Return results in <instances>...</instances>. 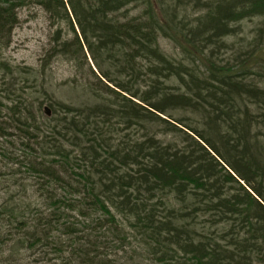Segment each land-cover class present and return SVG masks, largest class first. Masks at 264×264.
Returning a JSON list of instances; mask_svg holds the SVG:
<instances>
[{"label":"rangeland","instance_id":"obj_1","mask_svg":"<svg viewBox=\"0 0 264 264\" xmlns=\"http://www.w3.org/2000/svg\"><path fill=\"white\" fill-rule=\"evenodd\" d=\"M153 4L155 11H150L151 7L146 10L147 5L137 4L113 17L125 22L128 19L145 20L156 14L160 17L164 15L166 21H170L173 3L170 0H154ZM188 4L185 10L176 8L174 19L163 27L164 30L177 33L172 29L173 26L185 34L186 29L192 27L190 24L202 13L196 12L192 9L193 5ZM232 28L236 34L223 38L219 49L211 47L203 50L206 60L201 64L189 61L172 38L158 34L157 46L174 68L181 67L191 74V78L183 75L186 83L195 79L210 80L211 74L217 75V72L212 73L208 68V65L213 64L217 71H229L225 74H233V79L244 86L264 91V16L246 19L232 25ZM9 31L0 42V264H76L71 261L73 250L90 241L94 247L90 256H96L95 260L91 257L95 264L100 259H107L111 261L110 264H113V260L115 264H157L153 259L146 260L147 251L130 227L132 220L110 205L108 209L115 218L119 234L108 236L110 224L106 222V216L94 203H90L87 184L85 187L81 185L84 177L92 176L91 170L97 163L92 161L91 165L87 155H80L81 151L92 144L97 149V159L108 161V156L116 159L119 155L121 160H126L121 157L132 153L131 147L146 142L147 137H153L162 147L184 149L188 142L199 140L196 132L220 140L228 132L227 126H208L203 123L207 122L203 115L183 110L172 111L166 117L157 113L162 121L143 126L134 124L129 128L115 116L107 120L104 114L99 113V117L92 114L85 119L83 113H64L61 109L65 106L84 111L98 105L113 108L119 106L121 97L140 105L138 98H132L131 94L139 96L151 89L152 85H156L163 92L161 94H184L187 90L176 76L167 78L169 74L164 75L163 66L157 67L145 61L139 63L137 60L136 74H128L114 68L113 59L106 53L96 55V63L83 46L80 29L74 20L58 17L35 1L26 2L17 9V23ZM6 34H9L8 37ZM76 41L81 43L85 52L83 55ZM63 44H68L67 54L62 53ZM150 67L161 70V75L148 71ZM104 75H108V79L113 82L107 81ZM122 82L130 83L128 85L133 88L130 93L118 89V84ZM237 102L240 118L235 116L234 122L244 119V111L249 112V115L259 114L252 98L243 95V100ZM27 108L32 120L22 126ZM47 112L50 117L46 115ZM233 115H236V109L231 117ZM64 118L67 121L75 118V121L84 124L83 133L86 135L78 139L76 144L79 145L73 144L72 132L58 125ZM25 128H28L27 133L21 131ZM251 132L250 138L255 136L254 145L260 147L254 149L250 144L252 151L264 159V125H259ZM62 134L66 137L63 138ZM42 141L61 146L68 157L67 163H63L62 158H55L53 152L50 155L40 153L41 146L37 144ZM44 145L45 142L42 143ZM37 162L43 165L38 167ZM33 165L38 168L31 169ZM92 179L95 180L93 176ZM223 185L227 191L228 188L236 191L230 182H224ZM160 195L164 199H154L151 205L158 207L160 212L189 215L187 221L179 225L187 224V230L197 238L208 237L214 243L217 241L220 246H226L228 241L223 239L234 240L235 235L239 238L243 236L238 219L223 221L203 205L199 206L200 210L195 215L192 210L194 201L189 196L181 202L174 194ZM68 202L82 203V207L69 209L66 205ZM54 215L59 216L58 219H53ZM36 219H41L43 223L50 222V227L56 224L44 228L36 224ZM71 224L75 232L72 239L65 233V228ZM29 241L40 244L32 247Z\"/></svg>","mask_w":264,"mask_h":264},{"label":"trees","instance_id":"obj_2","mask_svg":"<svg viewBox=\"0 0 264 264\" xmlns=\"http://www.w3.org/2000/svg\"><path fill=\"white\" fill-rule=\"evenodd\" d=\"M31 1L45 6L52 14L67 20L71 19L68 7L80 29L83 46L89 50L96 63L98 54L106 53L113 59L114 68L128 74H136L137 60L139 63L145 61L157 67L163 66L164 75L169 74L167 78L176 76L187 90L184 94H161L163 92H160L156 85H152L151 89L139 96L131 94L132 98H138L141 106L121 97L119 106L113 108L98 105L99 107L84 111L65 106L62 109L66 110L67 114L83 113L87 119L92 114L99 117L100 113L104 114L107 120L115 116L129 128L134 124H156V121H162L159 115L166 117L172 111L183 110L203 115L204 119H207V122L203 123L208 126H227L228 132L223 134L220 140H215L213 136L207 138L196 132L200 141L192 140L184 149L162 147L153 137H147L146 142L131 147L133 154L126 153L121 157L127 158L126 160H121L119 155L116 159L108 156V161L97 159V149L92 144L82 150L80 155H87L88 162L91 165L96 162L97 166L91 170L95 180L90 175L86 178L81 175L84 177L81 185L85 187L87 184L90 190L89 200L92 201L90 203H94L96 208L102 210V215L106 216L105 220L110 224L107 228L110 232L108 236L119 234L115 218L108 209L110 205L132 220L130 227L147 251L146 260L153 259L157 264H264V159L252 151L251 145L254 149L260 147L254 145L255 136H249L256 127L264 125V91L244 86L240 81L233 79V74H225L229 71H217L213 64L208 65V68L212 73L217 72V75L211 74V81L195 79L196 81L186 83L183 75H189L191 78V74L181 67L174 68L157 46L158 34L172 38L180 45L189 61L201 64L206 60L204 49L213 47L217 50L223 38L236 34L232 25L264 16V0H170L173 3L170 21L175 17L176 8L185 10L188 3L193 5L190 6L193 10L202 13L190 24L192 27L186 29L185 34L173 26L172 29L177 33L164 30L163 27L170 24L164 15L160 17L154 14L145 20L128 19L125 22H119L113 17L122 10L125 13L129 6L136 7L137 4L147 5L146 10L151 7L152 11L154 0H0V42L4 34L9 33V29L17 23V9ZM8 35L6 34V37ZM75 43L83 55L81 43ZM67 46L68 44L62 45L63 54L68 53ZM242 69L244 71L245 66ZM148 71H154L157 75L161 73V70L157 71L153 67ZM103 77L113 82L108 79V75ZM128 84L130 83L122 82L117 87L121 92L130 93L133 88ZM243 95L248 99L252 98L259 114L249 115V112L244 111V119L234 122L235 116L240 118L237 113V110L240 112L237 100L242 101ZM52 108L55 110L54 106ZM234 109L236 115L231 117ZM96 110L98 111L95 112ZM28 112L27 108L22 126L31 123L32 117ZM17 122L19 123L20 119ZM58 125L64 127L67 132H72L71 139L75 145H79L76 144L78 139L86 135L83 133L84 124L75 121V118L68 121L64 118ZM27 130L28 128H25L21 131L27 133ZM62 137L65 138L66 135L62 134ZM42 143L37 144L41 146L40 153L50 155L49 153L53 152L55 158H62L63 163H67L68 157L61 146L48 141ZM259 149L258 152H261ZM41 165V162H37L38 167ZM36 167L33 165L31 169ZM93 182L95 185H92ZM224 182L232 183L236 191H230L229 188L227 191ZM77 193L80 195L78 191ZM164 193L165 196L176 195L181 202L189 196L194 201V214L200 210L199 206L203 205L223 221L238 219L240 230L243 231L242 239L238 235H235L234 240L225 238L223 240H230V243L226 242V246H220L217 241L214 243L208 237L197 238L187 230V224L179 225L187 221L189 215L182 216L171 211L160 212L158 207L151 205L154 199H164L160 195ZM66 205L69 209L82 207V203L68 202ZM58 217L54 215L53 219ZM35 221L44 228H51L56 224L50 227V222L43 223L41 219ZM73 228V224L65 228L67 237L71 239L75 235ZM29 243L32 247L40 244L32 241ZM85 244L73 250L72 263L95 264L93 259L95 260L96 256H90L94 249L93 243L90 241L87 246ZM98 261L97 264L111 263L107 259ZM112 263L115 264V261Z\"/></svg>","mask_w":264,"mask_h":264},{"label":"bare ground","instance_id":"obj_3","mask_svg":"<svg viewBox=\"0 0 264 264\" xmlns=\"http://www.w3.org/2000/svg\"><path fill=\"white\" fill-rule=\"evenodd\" d=\"M69 11V16H70V18H72L73 20H74V18L72 17V15H71V13H70V10H68ZM74 22H75V24H76V21L74 20ZM77 25V24H76ZM77 27H78V25H77ZM85 47V46H84ZM86 48V47H85ZM159 49V48H158ZM85 51V50H84ZM86 51H87V53H89V55H90V52H89V50H87V48H86ZM85 53V52H84ZM86 55V54H85ZM61 111H63L64 113H66V110H64V109H61ZM54 112H56V111H54ZM47 116H49L50 114H49V112L46 114ZM50 117V116H49Z\"/></svg>","mask_w":264,"mask_h":264},{"label":"water","instance_id":"obj_4","mask_svg":"<svg viewBox=\"0 0 264 264\" xmlns=\"http://www.w3.org/2000/svg\"><path fill=\"white\" fill-rule=\"evenodd\" d=\"M48 113V112H47Z\"/></svg>","mask_w":264,"mask_h":264}]
</instances>
